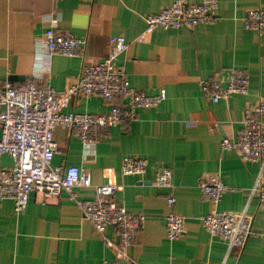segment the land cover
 <instances>
[{
  "label": "crops",
  "instance_id": "0c3cea01",
  "mask_svg": "<svg viewBox=\"0 0 264 264\" xmlns=\"http://www.w3.org/2000/svg\"><path fill=\"white\" fill-rule=\"evenodd\" d=\"M173 1L0 0V84L32 82L64 91L76 83L84 65L108 55L111 36L122 34L129 45L120 63L131 87L148 95L167 92L160 104L139 108L134 121L111 126L91 145L68 128L54 132V167H78L94 186L116 185L114 201L145 217L127 259L113 249L121 243L115 227L99 234L66 192L50 199L33 193L20 215L12 201L0 203V264H264V210L252 193L264 170L221 146L223 137L237 139L242 132L246 104L264 100V36L243 22L248 10H264V0H220L215 23L157 28L140 41L146 31L142 15ZM49 28L83 39V54L48 57L44 40ZM233 70L248 75L249 93L210 101L200 80L222 79ZM125 102L124 97L108 102L100 96H74L64 110L101 114ZM127 156L147 160L146 174L122 176ZM11 166L10 156L0 157V170ZM163 168L173 175V211L185 218V234L173 242L166 234L170 190L153 184ZM214 174L228 187L218 204L199 189L202 178ZM76 192L80 200L95 198L93 188ZM214 211L254 217L253 235L240 257L202 227L200 218Z\"/></svg>",
  "mask_w": 264,
  "mask_h": 264
},
{
  "label": "built area",
  "instance_id": "2783aa9c",
  "mask_svg": "<svg viewBox=\"0 0 264 264\" xmlns=\"http://www.w3.org/2000/svg\"><path fill=\"white\" fill-rule=\"evenodd\" d=\"M93 1V0H83ZM220 0H175L157 13L142 15L146 31L139 37L144 40L157 28L194 29L200 24H213ZM247 29L264 36V10L250 9L243 18ZM48 57L61 55L76 57L83 54L85 41L68 30L49 28L45 33ZM128 41L122 34L109 39V53L100 62L84 65L76 83L64 91L41 87L32 82L15 85L10 81L0 84V157L8 155L13 166L0 170V203L12 201L14 213L25 212L31 194H41L50 199L66 192L81 209L99 234L114 226L120 236V246L115 249L117 257L127 259L128 248L136 239L145 222L143 215L132 214L124 205L114 201L116 185L94 186L91 176L78 167H54L53 158L58 151L54 139L57 127L76 132L84 145L96 143L113 125H128L137 118L139 108L155 107L167 98L166 89L148 95L131 87L120 56L127 50ZM203 93L216 103L233 94H248L250 82L243 70L228 72L222 79H201ZM74 96H100L113 102L124 97L125 105L112 104L108 112L101 114L65 112L64 108ZM243 130L237 139L223 137L224 151L237 153L243 161L260 164L264 170V100L250 101L243 113ZM216 126H219L216 124ZM148 168L147 160L127 156L123 158L122 176H143ZM172 172L167 168L158 170L153 184L170 190L167 206L172 211L166 216V234L169 241L179 240L185 234V218L173 211L176 198ZM93 188L95 198L84 201L78 198L76 189ZM199 189L204 198L218 204L228 187L220 175H206ZM252 193L257 195L264 210V178L256 180ZM202 227L213 238L225 243L229 252L236 249L240 257L253 235L254 217L243 213L214 211L200 218ZM264 222V218H263ZM135 264V263H129Z\"/></svg>",
  "mask_w": 264,
  "mask_h": 264
}]
</instances>
